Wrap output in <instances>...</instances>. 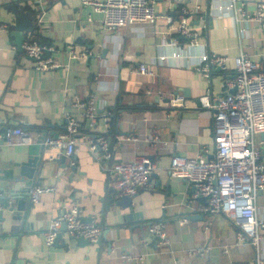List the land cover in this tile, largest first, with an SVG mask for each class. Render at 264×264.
Segmentation results:
<instances>
[{
    "label": "crops",
    "instance_id": "obj_1",
    "mask_svg": "<svg viewBox=\"0 0 264 264\" xmlns=\"http://www.w3.org/2000/svg\"><path fill=\"white\" fill-rule=\"evenodd\" d=\"M225 4L187 0L189 19L203 44L186 48L183 37L164 33L165 16L176 19L179 14L168 1L156 0L154 22L130 20L109 29L105 17L82 0H0V129L20 127L36 139L58 135L67 124L66 90H75L83 100L90 93L98 98L97 123L84 121L72 157L52 161L53 150L45 148L36 169L22 175L29 145L0 146V194L5 198L0 264H128L124 254L142 256L143 264H256L254 247L237 242L231 218L202 212L205 201L170 170L174 154L214 152V110L203 107L201 97L210 93L217 99L234 90L230 86L234 59L243 48L253 53L264 71V32L249 22L239 23ZM9 5L34 14L25 41L55 44L59 49L54 55L63 61L70 41L92 54L86 62L50 72L36 70L12 35L15 14ZM206 51L228 55V68L215 69L210 78L197 72L199 57ZM141 65L151 67L155 75L141 73ZM179 95L186 105L171 107L169 99ZM257 125L264 162V117ZM106 128L113 160L148 159L156 164L148 184L133 198V212L117 204L123 195L115 186L113 160H100L102 151H91L83 142V136L97 138ZM154 135L159 137L156 143L150 138ZM36 185H50L55 191L32 203L29 190ZM19 189H25L24 198L10 195ZM257 199V214L264 217L263 191ZM73 203L80 206L84 221L101 228L99 242L80 245L62 226L56 242L46 246L50 223ZM157 220L166 223L168 242L163 244L149 233ZM261 244L264 255V241ZM192 249L200 250L190 254Z\"/></svg>",
    "mask_w": 264,
    "mask_h": 264
},
{
    "label": "built area",
    "instance_id": "obj_2",
    "mask_svg": "<svg viewBox=\"0 0 264 264\" xmlns=\"http://www.w3.org/2000/svg\"><path fill=\"white\" fill-rule=\"evenodd\" d=\"M171 8H178V18L165 16L167 23L164 33L175 34L185 39L186 48L196 47L203 42L198 31L189 19L190 10L187 0H164ZM212 1V0H211ZM230 15L241 22H249L264 32V1L249 4L247 0H223ZM156 0H82L84 5H90L97 13L105 17L109 29L124 25L127 21L146 19L152 22L157 19L155 13ZM196 10H200L197 7ZM243 31V29H242ZM58 47L52 43H41L27 40L23 43L25 54L32 59L36 70L50 72L67 67L72 62H86L92 51L75 41L66 44L67 61L57 58L54 54ZM181 55L182 53H178ZM165 57L162 56L163 60ZM231 58L217 51H206L199 57L196 71L207 78L215 69L226 70ZM235 76L230 82L234 92L215 99L210 93L201 97L203 107L214 110L213 126L216 136L215 150L199 152L194 157L174 154L170 170L176 177L187 181L194 187V195L205 197L201 210L208 214L224 213L231 218L236 226L238 243L247 242L256 251V264H264L261 254L264 241V217L257 214V198L264 191V162L261 161V145L257 141V122L264 117V71L260 69L258 60L253 58L251 51L243 48L234 59ZM139 71L143 74L155 75L151 67L141 65ZM65 97L68 111L66 112V129L58 135H46L43 143L53 152L50 160L61 157H72L77 148V134L82 130L85 120L95 125L98 120V98L90 93L85 100L73 90H66ZM171 107L181 108L186 105L184 96L169 99ZM108 129L101 132L97 138L83 136L84 143L91 151L101 150L100 160L112 161L113 154L107 138ZM156 143L157 135L150 136ZM36 138L26 130L16 127L0 129V146L30 145ZM128 139H136L130 137ZM156 164L148 159L125 160L111 163L115 186L119 193L135 196L141 187L148 184ZM55 191L50 185H36L29 190V200L32 203L40 201L42 195ZM3 199L0 194V212L3 210ZM66 224L70 236H82L90 243H98L102 231L94 222H86L81 217V209L77 203L71 204L58 215L45 232V245L51 246L60 234L63 224ZM150 236L160 244L168 242L166 223L157 220L149 227ZM200 249H192L190 254ZM204 254V251H201ZM128 264H143V257L124 254ZM235 264H245L244 262Z\"/></svg>",
    "mask_w": 264,
    "mask_h": 264
},
{
    "label": "water",
    "instance_id": "obj_3",
    "mask_svg": "<svg viewBox=\"0 0 264 264\" xmlns=\"http://www.w3.org/2000/svg\"><path fill=\"white\" fill-rule=\"evenodd\" d=\"M7 8H10L13 11V13L15 14V22L12 25V29H13L12 35L15 37V42L17 43L19 49L23 50V43L26 39L25 38V31L33 25V21L35 18L34 14L32 12H27L26 10L14 7L13 5H9ZM234 91H235V89L232 92H234ZM45 136H46V134L41 135L34 143L29 145V148H28L29 149V157H28L27 161L22 163V170H23L22 175L25 174L28 170L32 171L33 168L36 169V167L39 165V156H40L39 153H40V151L42 152L45 148H48L43 143ZM29 177H31L30 174H29ZM32 178H34V177H32ZM192 192H194V187H192ZM10 195L14 198H24L26 195L25 189H21V190L19 189L17 192L12 191L10 193ZM133 198H134V196L123 195L121 200L117 201V204L122 205L123 208H127V209L129 208L133 212L134 211ZM198 199H199V201H205L206 200L205 197H199ZM3 204H5V198H3ZM181 214L185 215V216H190L188 212H184ZM1 219L3 221L5 220L4 217H2ZM63 226L66 227V224L64 223ZM71 238L76 239L77 242L80 243V245L90 243L89 240H87L86 238H84L82 236H79V237L71 236ZM110 249H111V247H110Z\"/></svg>",
    "mask_w": 264,
    "mask_h": 264
},
{
    "label": "trees",
    "instance_id": "obj_4",
    "mask_svg": "<svg viewBox=\"0 0 264 264\" xmlns=\"http://www.w3.org/2000/svg\"><path fill=\"white\" fill-rule=\"evenodd\" d=\"M32 32H33V31H32ZM28 39H31V40L33 39V40H35V38H28ZM39 40H40V39H39ZM39 40H38V41H39ZM40 42L43 43L42 41H40Z\"/></svg>",
    "mask_w": 264,
    "mask_h": 264
}]
</instances>
